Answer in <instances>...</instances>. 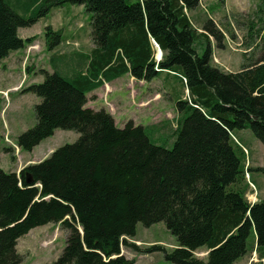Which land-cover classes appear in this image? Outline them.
<instances>
[{
	"label": "trees",
	"instance_id": "1",
	"mask_svg": "<svg viewBox=\"0 0 264 264\" xmlns=\"http://www.w3.org/2000/svg\"><path fill=\"white\" fill-rule=\"evenodd\" d=\"M64 2L89 13L92 47L74 59L50 55L52 71L39 69L42 81L23 89L40 101L16 145L31 151L56 129L79 137L18 173L0 168V264H20L19 237L50 222L66 231L51 264H133L121 246L138 222L165 224L176 246L145 252L162 251L175 264H235L253 251L258 261L249 264H262L264 198L249 202L246 175L264 176V29L258 56L226 71L213 64L210 40L222 46V30L207 18L199 31L188 16L200 0H0V61L34 41L21 38L20 27ZM44 30L52 49L60 31ZM124 74L179 78L184 94L170 133L130 120L118 127L108 111L86 106L88 93ZM245 128L263 145L254 168L234 135ZM147 129L172 139L171 147ZM202 247L205 260L195 256Z\"/></svg>",
	"mask_w": 264,
	"mask_h": 264
},
{
	"label": "rangeland",
	"instance_id": "2",
	"mask_svg": "<svg viewBox=\"0 0 264 264\" xmlns=\"http://www.w3.org/2000/svg\"><path fill=\"white\" fill-rule=\"evenodd\" d=\"M193 25L200 27L207 18H212L222 30V46L213 44V64L226 71H238L241 64L259 54L260 34L264 29V2L262 0H200L199 5L188 11ZM68 21V23H67ZM59 30L61 40L48 49L45 26ZM90 18L82 5L64 2L53 6L33 25L20 27L21 38L34 37V41L18 51H12L0 61V168L15 172L18 167L36 163L46 158L54 149L77 140L79 134L73 130L56 129L31 151L21 150L16 145L17 136L35 124L34 105L40 98L23 89L42 81L40 68L52 71L50 52L66 54L77 50L85 53L92 47ZM157 48V46H156ZM36 53V55L34 54ZM66 56V55H65ZM30 68L29 73L26 71ZM184 94L183 85L174 75H159L149 82L137 80L124 74L87 94L86 106L108 111L116 125L122 127L127 121L148 126L156 124L161 132L170 133L175 126V101ZM169 120L165 128L160 125ZM148 135L159 144L171 147L172 139H155L152 131ZM242 143L246 155V166L256 167L262 163L263 145L249 128L234 131ZM7 138V141L5 140ZM10 148L9 152L5 149ZM13 157V158H12ZM17 172V171H16ZM249 183L247 199L254 203L264 198V176L258 171L246 175ZM66 231L58 223H47L32 228L19 237L17 251L20 264H51L64 247ZM121 254L133 259V264H175L164 258L162 251L145 252L152 246L171 250L176 246L175 237L163 222L144 226L136 224L135 234L125 237ZM131 244H135L134 246ZM136 246V247H135ZM195 256L206 259V249L199 248ZM258 261L253 251L235 264H249ZM264 264V258L261 260Z\"/></svg>",
	"mask_w": 264,
	"mask_h": 264
},
{
	"label": "crops",
	"instance_id": "3",
	"mask_svg": "<svg viewBox=\"0 0 264 264\" xmlns=\"http://www.w3.org/2000/svg\"><path fill=\"white\" fill-rule=\"evenodd\" d=\"M67 23H68V21H67ZM81 53H84V54H86L85 52H83V51H77V50H72V51H69L68 53H66V54H63V55H61V54H57L56 52H50V55H52V54H54L55 56H56V54H57V56L59 55V56H62V57H69V58H73L74 59V57L75 58H79V54H81ZM35 55H36V53H34ZM66 55V56H65ZM49 60H50V57H49ZM47 70V69H46ZM68 71H72V69H71V67H69V69H68ZM20 169V167H18L15 171H18Z\"/></svg>",
	"mask_w": 264,
	"mask_h": 264
},
{
	"label": "water",
	"instance_id": "4",
	"mask_svg": "<svg viewBox=\"0 0 264 264\" xmlns=\"http://www.w3.org/2000/svg\"><path fill=\"white\" fill-rule=\"evenodd\" d=\"M161 56V50L160 48L157 46V57L160 58ZM81 231V230H80ZM82 232V231H81Z\"/></svg>",
	"mask_w": 264,
	"mask_h": 264
},
{
	"label": "bare ground",
	"instance_id": "5",
	"mask_svg": "<svg viewBox=\"0 0 264 264\" xmlns=\"http://www.w3.org/2000/svg\"><path fill=\"white\" fill-rule=\"evenodd\" d=\"M158 46V45H157Z\"/></svg>",
	"mask_w": 264,
	"mask_h": 264
}]
</instances>
